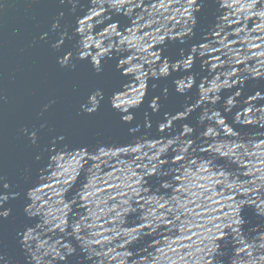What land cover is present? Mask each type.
Instances as JSON below:
<instances>
[{"label":"water","instance_id":"95a60500","mask_svg":"<svg viewBox=\"0 0 264 264\" xmlns=\"http://www.w3.org/2000/svg\"><path fill=\"white\" fill-rule=\"evenodd\" d=\"M0 179V264H264V0H0Z\"/></svg>","mask_w":264,"mask_h":264},{"label":"clouds","instance_id":"9594fccd","mask_svg":"<svg viewBox=\"0 0 264 264\" xmlns=\"http://www.w3.org/2000/svg\"><path fill=\"white\" fill-rule=\"evenodd\" d=\"M54 27H56V25H54ZM58 63H59V65H60L61 67L69 66V64L66 62V57H65V56H64L62 59H59V60H58ZM71 66L74 68V67H75V64H72ZM100 71H102V69H98V70H97V72H100ZM91 95H92L93 97H95V96L98 95V96H99V100L96 101V105H95V107H93V108H87V107H85V108L83 109V110L86 111L87 113H91V112H93V111H96V109L100 107V102H101L102 100H104V96H103L102 91H101L100 89H97V90H96L95 92H93ZM127 118H128V117H123L122 119H127ZM31 139H32L33 141L36 140L35 133L32 134ZM6 187H7V183H6ZM6 198H7V195H5L4 201L6 200ZM0 206H2V205H0ZM10 212H11V209H6V210H4V216L7 217V216L10 214ZM19 235H20V233H17V236H18V237H19ZM0 259H2V257H0Z\"/></svg>","mask_w":264,"mask_h":264},{"label":"snow or ice","instance_id":"6c2138e0","mask_svg":"<svg viewBox=\"0 0 264 264\" xmlns=\"http://www.w3.org/2000/svg\"><path fill=\"white\" fill-rule=\"evenodd\" d=\"M7 187H9L8 184H7ZM7 187H6V183H4L2 179H0V190H4ZM4 198H5V195H0V205H3ZM0 207H2V206H0ZM4 217H5L4 216V211L0 210V221H3Z\"/></svg>","mask_w":264,"mask_h":264}]
</instances>
